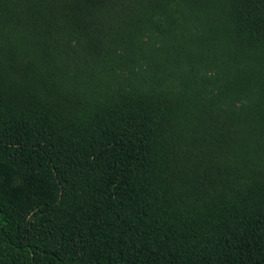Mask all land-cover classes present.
<instances>
[{"label": "trees", "instance_id": "obj_1", "mask_svg": "<svg viewBox=\"0 0 264 264\" xmlns=\"http://www.w3.org/2000/svg\"><path fill=\"white\" fill-rule=\"evenodd\" d=\"M0 264H264V0H0Z\"/></svg>", "mask_w": 264, "mask_h": 264}]
</instances>
